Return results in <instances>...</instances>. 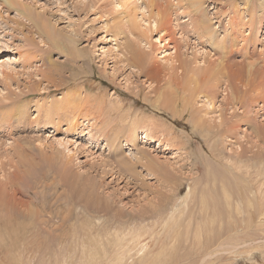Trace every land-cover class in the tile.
Returning a JSON list of instances; mask_svg holds the SVG:
<instances>
[{"label":"rangeland","instance_id":"1","mask_svg":"<svg viewBox=\"0 0 264 264\" xmlns=\"http://www.w3.org/2000/svg\"><path fill=\"white\" fill-rule=\"evenodd\" d=\"M195 1L202 5L188 8V0H154L153 5L148 0H0V184L6 186L0 187V264H100L115 232L131 227L130 233H143V260L154 264H264V221L246 223V212L234 222L224 221L223 234L200 249H178L182 240H164L176 230L170 220L163 225L161 215L188 184L194 200L211 195L223 212L220 180L231 195L245 183L231 165L236 152L242 148L250 165L264 162L260 90L248 92L229 71L212 87V103L205 104L193 83L194 91L187 90L186 76L196 73L203 88L206 68L212 69L221 55L235 69L264 71V0ZM156 13L168 22L164 31L153 27ZM200 14L209 19V35L197 31ZM174 49L177 61L167 59ZM133 53L141 55V66L132 64ZM180 60L187 68L179 66ZM234 93L241 102L232 105ZM72 96L88 104L80 118L68 115ZM242 112L250 122H239L237 132L225 139L216 135V127L194 120L199 114L217 120L221 113L237 123ZM131 132L134 142L128 139ZM141 151L155 156L162 171L175 173L174 189L137 166L133 175L119 174L118 164ZM263 168L250 175L264 190ZM155 186L164 195L154 192ZM260 205L263 210L264 202ZM198 209L192 225L204 220ZM182 221L178 235L196 236L197 228ZM241 249L250 254L235 253ZM135 257L134 264H141Z\"/></svg>","mask_w":264,"mask_h":264},{"label":"bare ground","instance_id":"2","mask_svg":"<svg viewBox=\"0 0 264 264\" xmlns=\"http://www.w3.org/2000/svg\"><path fill=\"white\" fill-rule=\"evenodd\" d=\"M8 2V0H6ZM189 3L187 4V7L188 8H191L193 6H196L197 8L199 6L202 5V3H200L199 1H195V0H188ZM154 3V0H148V4L150 5H153ZM234 4V3H232ZM249 5V4H248ZM257 7V6H256ZM262 8V7H261ZM156 18L152 21L153 22V27L156 29V30H160V31H164L165 28L167 27V24L168 22L165 21V20H158L160 19L159 16L160 14L159 13H156ZM198 19V21H196V26L198 25L199 27L197 28V31H199L198 33L199 34H203V35H209V33L211 32L210 30V25L207 23L209 22V19L205 18L204 15L200 14L199 15V18H196ZM206 19V20H205ZM249 22V21H248ZM195 23V22H194ZM233 23V22H232ZM195 26V28H196ZM253 28V27H252ZM227 47V46H226ZM226 47L223 48V50L221 49L220 51L223 53L225 52L226 50ZM232 47V46H231ZM229 50V49H228ZM231 50V49H230ZM220 51H217L220 53ZM79 51H77L78 53ZM174 52H175V55H170L168 56L167 59H171V60H174L177 58L176 56V49H174ZM227 52V50H226ZM230 52V51H229ZM80 53V52H79ZM141 53V52H139ZM139 53H133V57H132V64L135 65V66H141L142 65V53L141 55H139ZM221 55V53H220ZM143 56V55H142ZM226 56H222L219 58V59H214V61L211 62V64L213 65V68L212 69H208L206 68V70L208 71L206 73L207 75V79H205V83H204V86L203 88L200 87L201 85L198 84L199 80L197 81V74L194 73L193 71L192 72H188V73H192V74H189V75H186L188 76L187 77V84H188V89L189 91H194L195 87L199 88L197 93H200L202 92V97H203V102L206 104V102H209V103H212L210 102L211 99L210 97H212V93L214 89H212V87H216V83H217V79L221 76L223 78V76L225 75L226 76V73L229 71L234 75V77L236 78V80L238 81H241V82H244V87H247L248 86V92L249 90H252V91H259L262 93V100H260V102L263 101L264 103V71L263 70H259L257 69V67H255L254 69H245L243 67L241 68H233L234 65L236 64H232V63H228V56L227 58ZM213 60V59H212ZM177 61V59H176ZM264 63V62H263ZM238 64V63H237ZM241 64V63H240ZM258 64V63H257ZM262 64V63H261ZM233 65V66H232ZM173 66V64H171V67ZM179 66H183L185 68H187L185 66V64L180 60V63H179ZM178 66V67H179ZM237 66V65H236ZM253 65H250V67H252ZM260 66V65H258ZM262 66V65H261ZM182 67V68H183ZM235 67V66H234ZM238 67V66H237ZM235 69V70H233ZM158 71V70H157ZM243 72H245L246 74L243 75ZM187 73V72H186ZM147 74V78L148 79H154V77L152 75H150L149 73H146ZM195 74V75H194ZM199 75V74H198ZM157 77V76H156ZM225 78V77H224ZM169 79V78H168ZM199 79V78H198ZM227 79V78H226ZM151 80V81H152ZM231 80V79H230ZM229 81V80H227ZM168 82V81H167ZM166 82V83H167ZM216 82V83H215ZM155 83H157V81H155ZM159 83V81H158ZM176 83V82H175ZM192 83L195 85V87H190V85H192ZM230 83V82H229ZM228 83H226L227 85ZM238 84V82H237ZM243 84V83H241ZM193 85V86H194ZM228 86V85H227ZM236 86V85H235ZM238 86V85H237ZM239 88V87H238ZM237 88V89H238ZM193 93V92H192ZM252 93V92H251ZM254 93V92H253ZM257 93V92H256ZM237 94V93H236ZM234 93V95L231 96V103L232 105L236 102L239 103L241 102V96L240 95H236ZM190 95V94H189ZM248 95V94H247ZM256 97V96H255ZM247 98V97H246ZM251 98V97H250ZM87 99V98H86ZM187 99V98H186ZM249 99V97H248ZM252 99H255L254 97ZM251 99V100H252ZM189 101H191V98L189 99ZM245 100L243 99L242 103H246L244 102ZM247 101V100H246ZM254 101V100H252ZM257 101V100H256ZM153 102V101H152ZM72 103H74L72 105ZM87 103V102H86ZM208 103V104H209ZM241 103V104H242ZM252 103V102H251ZM243 105V108H246V105L249 104V101L248 103H246V105L244 106ZM72 105V106H71ZM88 105V104H87ZM87 105L84 104V101L81 100L80 98H78V96L74 97H70L67 99V107L70 106V109L71 110H68V115H72L74 114L75 117H78L80 118L79 116H82L85 114L86 112V108H87ZM211 105V104H210ZM250 105V104H249ZM86 106V107H85ZM166 106V105H165ZM240 106V105H239ZM168 107V106H167ZM186 108V105L184 106ZM241 107V106H240ZM263 107H264V104H263ZM262 107V109H264ZM76 108L78 110H76ZM89 108V107H88ZM67 109V108H66ZM84 109V110H83ZM242 109V107H241ZM89 110V109H88ZM213 111V110H212ZM242 111V110H241ZM195 112V111H194ZM198 112H200V110L198 109ZM197 112V113H198ZM127 113V112H126ZM237 113V112H236ZM240 113V112H238ZM243 114L241 115H237V119H236V122H228L227 119H224L222 117V115L219 114V116L217 117V120H215V118H212L210 117L209 119H204L203 117L201 116H204V115H201L200 114L194 119L195 120V123H200V120L203 122V123H208V124H211L213 127H216L214 130V132L216 133V135H220L222 137L227 138L229 137L230 135H233L237 132V126L240 124V123H244V124H247V122H250V119L249 117L247 116L248 114L246 112H242ZM71 117V116H70ZM205 117V116H204ZM74 118V117H72ZM89 118V117H88ZM76 119V118H75ZM101 119V118H100ZM78 120V119H77ZM76 120V121H77ZM125 121V120H124ZM95 122V121H93ZM240 122V123H239ZM90 123H92L90 121ZM97 125V123H95ZM93 123V125H95ZM124 124V123H122ZM249 124V123H248ZM92 125V124H91ZM206 126V125H205ZM204 126V127H205ZM202 127V128H204ZM201 128V127H200ZM199 128V129H200ZM207 128V127H206ZM221 128V129H219ZM212 129V128H211ZM161 130V129H160ZM208 130V128H207ZM220 130V131H219ZM256 135H258L259 137L262 136V132L260 130V132H256ZM215 137V135H213ZM137 137V136H136ZM144 137L146 138V134H144ZM172 137V136H171ZM232 137V136H231ZM219 138V137H218ZM218 138H214V139H218ZM237 138V137H235ZM261 138V137H260ZM263 138V137H262ZM114 139V137H113ZM128 139L132 142L135 141V136L133 134V132H131V134L129 135ZM213 141V140H212ZM214 143V142H213ZM216 144V142H215ZM108 146V144H107ZM215 147V146H214ZM116 150L118 149L117 147L115 148ZM214 149V148H213ZM217 150V148L215 149ZM213 151V150H212ZM142 152V151H141ZM218 152V151H217ZM150 153V152H149ZM219 153V152H218ZM235 153V152H234ZM237 154L235 155L236 157V160H232V164H231V161L229 159H226L225 161L226 162H229L231 165H232V168H233V171L234 173L240 177V176H244V182L245 183H242L241 187H238V191L234 194V195H231L230 193H228L229 190L226 189V184H225V181L223 180H220V185L222 187V196H223V201L225 202V209L224 211L222 212L220 209H219V201L217 199H215L214 197H212L211 195H208L206 193H204V195H202L200 197V199H195L194 197V193L192 192L191 190V185L188 184L187 187L188 189L186 190L185 194L182 195L181 197H179L176 201L172 202L171 206L169 207V210L167 211L164 210V211H167L166 214H162L161 216H163L161 218V220H163V225H166L167 223H169V220L171 221L172 225L175 226L174 230H176V233L174 231V235L172 236V238H169L168 237V234H165V241L166 242H172L173 244L175 243H179L178 240H182V242L179 243V247H176V248H180L181 246H183L184 248L186 249H192L193 247H196V249H200V245L203 244V242H205V244L207 245V243H211L212 240H213V237L214 238H218L220 237L223 233L220 231L221 230V227H222V223L224 221H226L227 223L229 222H234V218H238V217H241L242 216V213L243 212H246L247 215L246 217L244 216V218H246L247 222L246 223H249L248 220H258V221H264V209L262 210L261 208V205L260 203L261 202H264V190L262 187H260V183H259V186H255L254 185V182H253V179H251V173L253 170H256L257 168L259 167H264V162L262 160H258L257 162L253 161L250 164H248V160H247V156L243 155L244 154V150L241 148V150L239 152H236ZM214 154V152H213ZM217 154V153H216ZM147 155V156H146ZM151 155V154H150ZM147 152L145 153H141L140 156H133L132 158H128L126 159L125 162H120L123 166L119 165L118 164V168L121 167V169H118L117 168V171L119 172V174H122L123 173H129V175H133L135 173V170L136 167H140V168H143L147 171L148 174H150L149 172H151L152 174H154V176L156 177V179L162 184L163 183V186H167V187H172L173 188V185H177V180H176V176H173L175 175V173L173 174V172L167 170V169H163L164 171L161 170V166H160V163L158 162V160L155 158V156H150ZM218 155V154H217ZM216 155V156H217ZM220 155V154H219ZM250 156V155H249ZM225 157V156H224ZM224 157L223 160H224ZM229 157V156H228ZM247 157V158H246ZM65 158V157H64ZM227 158V157H226ZM230 158V157H229ZM202 160V159H201ZM257 160V159H255ZM118 162V161H117ZM66 163H68V160H65V163L64 165L66 166ZM207 164V163H206ZM228 164V163H227ZM230 164H228L227 166L228 167H231L229 166ZM226 166V167H227ZM113 167V166H112ZM170 168V167H169ZM174 168V167H172ZM264 169V168H263ZM260 170V169H259ZM137 173H140V172H137ZM118 174V173H117ZM263 174V173H262ZM261 174V175H262ZM233 176V175H232ZM231 176V178H232ZM133 177V176H132ZM176 177V178H175ZM259 178V177H258ZM260 179V178H259ZM132 180V179H131ZM257 180V179H256ZM232 181V180H231ZM179 183V182H178ZM262 183V182H261ZM4 184V183H3ZM181 184V183H180ZM179 184V185H180ZM158 186V185H157ZM160 186V185H159ZM0 187H6L5 185L4 186H1L0 184ZM175 187V186H174ZM19 188V187H18ZM163 189L165 187H162ZM176 188V187H175ZM174 189V188H173ZM2 191V190H1ZM16 191V190H15ZM157 192L159 193L160 195H164V193H162V191L160 189H157V187L155 186V190L154 192ZM175 192V191H174ZM12 194V193H11ZM14 194V193H13ZM1 195V194H0ZM4 195V194H3ZM166 196V195H165ZM164 197V196H162ZM167 197V196H166ZM14 198V196H13ZM165 199V198H164ZM163 199V201H164ZM162 200V199H161ZM23 202V201H22ZM177 203V204H176ZM192 203V206L190 205ZM2 205L3 202L1 203ZM158 204V203H157ZM164 204V203H163ZM162 204V206H163ZM165 204H166V201H165ZM231 204L234 205L233 208H235V213L236 214H233L231 213L232 212V207L230 206ZM255 205V206H254ZM158 206V205H157ZM197 206L199 207V209L197 210L200 215L204 218V220L202 222H195L196 224L195 225H192L194 222H192V218L193 217H196L194 215H196V208ZM256 206L258 208H256ZM9 207V206H8ZM254 208V212L253 213H250V209L251 208ZM2 208V207H1ZM11 208V206H10ZM228 208L229 211H228ZM13 209V208H12ZM159 209V208H158ZM250 211V212H249ZM1 212V211H0ZM158 212V211H157ZM179 212V214H178ZM21 213V212H20ZM198 213V214H199ZM167 215V216H165ZM200 216V217H201ZM225 216V217H224ZM75 217V216H74ZM263 217V218H261ZM13 218V217H12ZM4 219V218H3ZM183 220H187L188 222V227H194L197 228L196 230V233L197 235L195 236H188V237H185V238H181L179 235H178V229H180V226H182V223H183ZM9 220V219H8ZM156 220V219H154ZM153 221V220H152ZM257 221V222H258ZM10 222V221H9ZM155 222V221H154ZM251 222V221H250ZM253 222V221H252ZM6 223V222H4ZM122 223V222H121ZM170 223V224H171ZM225 223V222H224ZM157 225V224H156ZM225 225H227L225 223ZM235 225V224H234ZM201 227L202 229H204L210 236L209 238V242H207V239L205 238L204 236V232L202 229H199L198 227ZM123 228V227H122ZM132 228V227H131ZM131 228H128V230L126 231V228L124 229H119L117 232H115V235L113 236V242H112V247L110 249V251H107L105 250L104 253H102V260H101V263L103 262H109V264H134L136 263L134 260V258H136L135 256L137 255V257L141 260V264H154V263H151V261L149 262L148 260H143V257H144V254H145V251L147 250L146 247L147 246H144V245H140V238L141 236H143V233H139L138 230L136 233H130V229ZM186 228V229H187ZM235 228V227H234ZM233 229V228H232ZM117 230V229H116ZM159 230V229H158ZM158 230L156 231V233H158ZM4 231V230H3ZM136 231V230H135ZM161 231V230H160ZM163 231V230H162ZM161 231V232H162ZM230 231V230H229ZM165 232V231H164ZM167 232V231H166ZM113 233V232H112ZM150 233V232H149ZM151 234V233H150ZM160 234V233H158ZM148 235V234H147ZM153 234H151L150 236V239L153 238L152 237ZM145 236V235H144ZM155 236V235H154ZM158 236V235H157ZM156 236V237H157ZM163 236V237H164ZM83 238V237H82ZM154 239V238H153ZM152 239V240H153ZM156 240H163L162 238L158 237L156 238ZM163 240V241H164ZM162 241V242H163ZM145 242V241H144ZM160 242V241H159ZM160 242V243H162ZM156 243V242H155ZM154 243V244H155ZM165 243V242H163ZM222 243V242H221ZM220 244V243H219ZM218 245V244H217ZM221 245V244H220ZM248 245V244H247ZM140 246V247H138ZM210 246V245H209ZM209 246H205V248L209 247ZM135 247H138V249H134ZM173 247V246H171ZM199 247V248H198ZM220 247V246H219ZM175 248V247H174ZM242 248V247H241ZM143 249H146V250H143ZM213 249V247H212ZM134 250V251H132ZM213 251V250H212ZM234 251V250H233ZM232 252V251H231ZM249 253V250L248 249H241V250H238V251H235V253ZM140 253V254H139ZM209 253V252H208ZM234 253V254H235ZM151 254V253H150ZM250 254V253H249ZM207 255V254H206ZM204 256V255H203ZM210 256L212 257L213 255L210 254ZM216 256V255H215ZM98 257V256H96ZM106 257V258H104ZM158 257V256H157ZM234 257V256H233ZM95 258V257H93ZM156 258V257H155ZM219 258V257H218ZM227 258H230L227 257ZM252 258V257H251ZM84 260V259H83ZM157 260V259H156ZM167 260V259H166ZM85 261V260H84ZM100 261V260H99ZM128 261V262H127ZM158 261V260H157ZM149 262V263H147ZM165 262V261H164ZM215 263V260L213 261ZM89 264H94V261H90V262H87ZM99 263V262H98ZM100 263V264H101Z\"/></svg>","mask_w":264,"mask_h":264}]
</instances>
